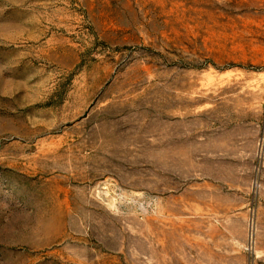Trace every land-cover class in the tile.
<instances>
[{
    "label": "rangeland",
    "instance_id": "obj_1",
    "mask_svg": "<svg viewBox=\"0 0 264 264\" xmlns=\"http://www.w3.org/2000/svg\"><path fill=\"white\" fill-rule=\"evenodd\" d=\"M0 264H264V0H0Z\"/></svg>",
    "mask_w": 264,
    "mask_h": 264
}]
</instances>
